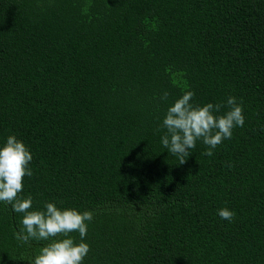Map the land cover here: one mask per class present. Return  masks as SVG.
<instances>
[{"label":"trees","instance_id":"16d2710c","mask_svg":"<svg viewBox=\"0 0 264 264\" xmlns=\"http://www.w3.org/2000/svg\"><path fill=\"white\" fill-rule=\"evenodd\" d=\"M185 91L220 114L235 97L244 125L179 164L162 124ZM9 135L32 210L93 213L83 264H264V0H0ZM22 216L0 202V264L49 242L17 240Z\"/></svg>","mask_w":264,"mask_h":264},{"label":"clouds","instance_id":"9594fccd","mask_svg":"<svg viewBox=\"0 0 264 264\" xmlns=\"http://www.w3.org/2000/svg\"><path fill=\"white\" fill-rule=\"evenodd\" d=\"M193 96L192 91H185L168 107L163 119L166 132L161 144L179 158V164L186 162L198 140L208 146L203 155L212 156L223 140L231 138L233 128L244 125L243 109L235 97H228L227 111L220 114L224 105H194ZM167 97L165 92L162 99ZM31 160L29 149L15 135H9L0 146V202L10 204L14 212L23 214L22 226L14 233L15 238L23 243L49 241L28 264H83L90 251L83 241L87 234L86 222L92 220L93 213L62 209L51 202H46L43 210H32V196H20L25 176L33 174L29 167ZM218 215L231 221L235 213L225 207L218 210ZM73 232L79 233V242L72 237Z\"/></svg>","mask_w":264,"mask_h":264}]
</instances>
